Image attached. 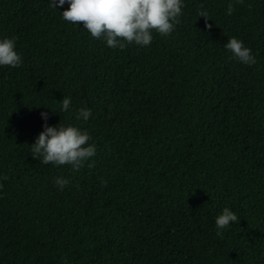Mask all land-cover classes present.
<instances>
[{
  "label": "trees",
  "instance_id": "trees-1",
  "mask_svg": "<svg viewBox=\"0 0 264 264\" xmlns=\"http://www.w3.org/2000/svg\"><path fill=\"white\" fill-rule=\"evenodd\" d=\"M182 4L168 37L121 50L65 21L67 3L0 0L22 59L0 66V264H264V0ZM42 112L90 135L79 171L32 158ZM224 208L238 222L218 236Z\"/></svg>",
  "mask_w": 264,
  "mask_h": 264
},
{
  "label": "clouds",
  "instance_id": "clouds-1",
  "mask_svg": "<svg viewBox=\"0 0 264 264\" xmlns=\"http://www.w3.org/2000/svg\"><path fill=\"white\" fill-rule=\"evenodd\" d=\"M65 3L69 5L62 13L65 21L73 25L82 24L92 38L103 37L109 48L121 50L131 44L149 46L153 32L168 37L179 23L183 8L182 0H49V7L56 9ZM236 3L243 4V0H236ZM234 11L235 5L230 3L227 14L231 15ZM207 15L203 10L199 13L200 17ZM206 27L211 25L206 24ZM15 41V37L0 40V66L18 68L22 65L21 56L15 51ZM224 47L242 64L251 66L257 62L251 49L237 38L229 39ZM60 103L61 110L68 111L71 98L65 97ZM40 115L45 124L44 130L30 147L33 159H39L44 165H70L73 171H79L86 161L96 155V146L89 143L91 137L87 131L82 132L71 125L62 126L61 123L48 126V114L42 112ZM90 116L91 109L80 108L76 119L87 121ZM93 166V163L88 164L90 168ZM54 183L59 190H63L70 180L57 177ZM101 186L106 187L107 181L101 180ZM236 222L237 215L224 208L215 220L216 234L221 235L224 229Z\"/></svg>",
  "mask_w": 264,
  "mask_h": 264
}]
</instances>
